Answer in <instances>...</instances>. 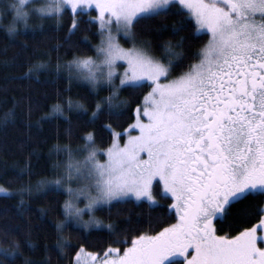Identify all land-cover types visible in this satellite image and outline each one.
I'll list each match as a JSON object with an SVG mask.
<instances>
[{"label":"snow or ice","instance_id":"snow-or-ice-1","mask_svg":"<svg viewBox=\"0 0 264 264\" xmlns=\"http://www.w3.org/2000/svg\"><path fill=\"white\" fill-rule=\"evenodd\" d=\"M170 14L182 18L161 27L178 38L163 43L161 56L151 54V41L138 45V24ZM66 15L71 17L69 44L82 22L97 25L98 43L90 44L87 35L82 40L94 53L77 52L64 62L58 57L54 69L50 57L39 60L22 76L38 78L43 68L59 79L66 72L64 91L72 81L87 82L98 97L90 114L83 101L57 92L44 115H63L71 124L67 107L94 125L106 114L111 122L100 128L110 134V143L100 148L96 129L85 131L75 148L56 146L57 154L65 155L53 163L51 176L33 182L26 163L16 175H28L27 183L0 185V193L19 196L20 214L34 196L57 201L63 219L55 224L56 247L62 258L70 256L69 264H264V0H0V20L10 16L5 27L13 38L35 33L47 20L59 29ZM33 18L39 23H30ZM189 28L193 38L207 40L173 75L189 56V37L182 34ZM122 37L132 45L122 44ZM104 88L110 89L107 96L100 95ZM122 91L129 95L121 96ZM129 109L133 122L116 130L113 123ZM10 120L12 109L0 123ZM129 202L163 208L174 222L130 235L131 224L121 229L96 215ZM234 209L250 226L235 235L218 234L217 223ZM47 211L39 208L42 216ZM162 223L160 215L150 217L149 229ZM69 228L84 239L107 232L111 243L89 251L64 234ZM2 231L7 237L12 229ZM18 254V240L0 242V264H15ZM24 264H31L27 257Z\"/></svg>","mask_w":264,"mask_h":264},{"label":"trees","instance_id":"trees-1","mask_svg":"<svg viewBox=\"0 0 264 264\" xmlns=\"http://www.w3.org/2000/svg\"><path fill=\"white\" fill-rule=\"evenodd\" d=\"M95 16L96 13H91ZM182 18V15H169L165 18H157L152 21H146L136 26L137 43L141 41H151L150 52L153 55L161 56L163 52V43L168 40L175 41L178 37L173 35L170 28H162L163 24L171 25ZM10 21L7 19L0 20V119H2L12 109L14 120L7 124L0 123V185L7 188H17L27 183L28 175L18 177L16 173L27 163L33 175L31 180L35 182L42 176H51L50 171L53 163L64 157V153L57 154L56 146L70 144L73 148L82 144L80 135L92 128L97 131V146L106 148L110 143V134L100 128L102 123L111 122L105 114L96 124H86L84 119L79 117L75 111L65 112L71 117V124L63 115L55 118L45 117V113L51 110V105L56 102L57 92L64 97L72 96L80 99L88 108V114L95 106L98 98L91 86L86 82L72 81L69 91L67 74L56 78L55 71L40 69L38 78H26L22 73L27 71L28 67L39 60H49L51 67L54 69L57 58L61 62L72 59L73 54L79 52L81 55H92L94 49L82 43L83 37L87 35L90 38V44H96L99 36L95 34L97 25L81 23L80 31L71 37V44L65 42L68 35V28L71 25V17L64 19L63 26L57 28L53 20L43 22V28H37L35 33L32 31L22 32L16 37H10L6 31V25ZM30 23L38 24L35 18ZM22 27V25H21ZM194 28L186 30L184 35H188L189 40L186 42L189 56L185 62L179 65L173 75H178L187 64L194 59L191 55L206 40L204 36L201 39L193 38ZM57 43H63V46L56 49ZM121 43L125 46L132 45V41L121 38ZM147 46V45H143ZM9 61L4 63V61ZM110 89L104 88L101 96H107ZM146 91V89H145ZM121 96H128L129 93L122 91ZM143 95L137 93L133 98L132 107L139 103L138 97ZM134 117L131 109L125 116L113 123L116 130L127 127L132 123ZM100 159H104L103 156ZM19 196H6L0 193V242L4 245L11 239L20 242L21 253L15 259V264H24L27 257L31 264H69L70 256L62 258L56 247L57 233L55 224L58 220L63 219L59 204L52 196L37 195L30 199L29 210L20 214L16 205L19 203ZM64 197H60L62 203ZM165 203H171L166 201ZM264 203V201H261ZM48 209L46 215H41L39 208ZM239 207V206H237ZM97 216L104 219H111L116 222L118 227L123 229L131 224L134 229L130 235L138 234L139 231L154 230L158 231L159 227L173 223L174 218L165 215V209L149 207L147 203L136 204L126 203L112 207L111 212L108 209L97 211ZM160 215L163 223L153 225L149 229V218ZM130 218V219H129ZM255 221H253L254 223ZM239 225V227L237 226ZM249 224L242 223L235 209L233 214L225 220L218 222V234L235 235L241 227H248ZM11 228L12 231L7 237L3 236V229ZM66 236H70L73 241L84 244L89 251H100L111 243V238L107 232H93L91 236L84 239L78 236L72 228L66 229ZM32 241L30 246L28 241ZM116 246V245H114ZM73 250V255H74ZM4 259V257H0Z\"/></svg>","mask_w":264,"mask_h":264},{"label":"rangeland","instance_id":"rangeland-1","mask_svg":"<svg viewBox=\"0 0 264 264\" xmlns=\"http://www.w3.org/2000/svg\"><path fill=\"white\" fill-rule=\"evenodd\" d=\"M123 38V37H122ZM124 39H126V38H124ZM139 45V44H138ZM131 46V45H130ZM130 46H126V47H130ZM141 46H143V45H141ZM81 82H84V81H81ZM118 82V81H117ZM87 83V82H86ZM104 159H105V157H104ZM103 160V159H102Z\"/></svg>","mask_w":264,"mask_h":264}]
</instances>
